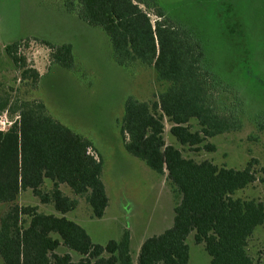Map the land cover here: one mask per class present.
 <instances>
[{"label":"trees","instance_id":"obj_1","mask_svg":"<svg viewBox=\"0 0 264 264\" xmlns=\"http://www.w3.org/2000/svg\"><path fill=\"white\" fill-rule=\"evenodd\" d=\"M64 11L100 27L110 40L114 62L123 68L134 63L151 66L157 80L169 85L151 102L128 96L119 130L124 150L158 176L165 175L175 195L172 225L140 245L137 264H188L187 237L202 245L210 264H259L247 254L248 240L264 224V204L234 197L255 183L264 185V166L250 159L242 169L218 167L210 161L185 158L164 141L168 132L181 147L213 152L206 142L242 127V103L205 67L200 41L177 24L157 0H61ZM150 12L155 19L151 20ZM49 51V63L72 68L69 44L53 45L31 39ZM4 47L13 65L37 86L40 75L27 67L22 44ZM36 86H33L36 88ZM229 95V102L223 98ZM17 114L19 121L0 131V258L4 264H131L130 236L93 243L67 214L84 199L96 219L108 206L102 182L103 162L85 137L54 119L42 101L10 102L0 96V113ZM195 121L196 130L189 123ZM49 184L46 189L45 186ZM61 186L70 189L66 195ZM29 191L39 205H19ZM64 247L79 256L58 254Z\"/></svg>","mask_w":264,"mask_h":264},{"label":"rangeland","instance_id":"obj_2","mask_svg":"<svg viewBox=\"0 0 264 264\" xmlns=\"http://www.w3.org/2000/svg\"><path fill=\"white\" fill-rule=\"evenodd\" d=\"M157 2L200 41L205 67L243 105L240 130L206 140L215 146L213 152L179 146L164 118L165 144L179 148L185 158L207 160L218 167L242 169L250 159L257 160L256 169L264 166V0ZM31 39L69 44L72 68L49 63V51ZM20 41V57L40 75L37 86L30 77H21L22 69L13 65L4 52L5 46ZM168 85L157 80L151 66L137 62L129 68L118 66L105 32L64 11L61 0H0V96H7L12 104L42 101L54 119L92 143L103 162L101 179L108 206L103 217L96 219L84 199L78 198L77 208L66 217L81 226L95 244L118 241L127 230L131 264H137L138 249L147 237L172 225L175 195L165 175L158 176L124 150L119 120L128 96L155 101ZM229 95L223 98L226 103ZM189 126L192 131L198 128L193 120ZM60 188L72 197L68 187ZM234 197L264 204V185L256 181L235 192ZM34 202L29 193L17 200L19 205L31 206ZM7 207L0 205V216ZM38 211L51 213L53 209L39 205ZM186 243L188 264H210L202 245L193 242V233ZM246 251L254 263L264 264V224L255 228ZM56 253H69L74 261L79 259L62 246ZM0 264H4L1 258Z\"/></svg>","mask_w":264,"mask_h":264},{"label":"built area","instance_id":"obj_3","mask_svg":"<svg viewBox=\"0 0 264 264\" xmlns=\"http://www.w3.org/2000/svg\"><path fill=\"white\" fill-rule=\"evenodd\" d=\"M19 121V117L17 116H10L7 111L2 112L0 114V131L4 132L8 130L15 122Z\"/></svg>","mask_w":264,"mask_h":264},{"label":"crops","instance_id":"obj_4","mask_svg":"<svg viewBox=\"0 0 264 264\" xmlns=\"http://www.w3.org/2000/svg\"><path fill=\"white\" fill-rule=\"evenodd\" d=\"M24 193H29V195L31 196V194H30V192L29 191H26V192H22L20 195H22V194H24ZM20 195H19V197H20ZM31 198H32V196H31ZM34 199V198H33ZM35 200V199H34ZM34 205H37V206H39V204L37 203V201L35 200V202H34ZM51 213H54L53 211L51 212ZM105 214V213H104Z\"/></svg>","mask_w":264,"mask_h":264}]
</instances>
